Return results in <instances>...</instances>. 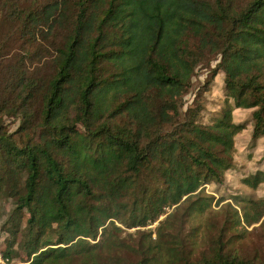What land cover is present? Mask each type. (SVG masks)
Returning a JSON list of instances; mask_svg holds the SVG:
<instances>
[{"label": "trees", "instance_id": "obj_1", "mask_svg": "<svg viewBox=\"0 0 264 264\" xmlns=\"http://www.w3.org/2000/svg\"><path fill=\"white\" fill-rule=\"evenodd\" d=\"M201 69L224 74L209 123L197 100L185 107ZM239 109L263 138L264 0H0L5 264H125L118 223L157 222L130 264H264L224 240L264 229V199L235 197L204 251L198 230L183 235L234 166ZM242 183L257 189L264 172Z\"/></svg>", "mask_w": 264, "mask_h": 264}, {"label": "rangeland", "instance_id": "obj_2", "mask_svg": "<svg viewBox=\"0 0 264 264\" xmlns=\"http://www.w3.org/2000/svg\"><path fill=\"white\" fill-rule=\"evenodd\" d=\"M218 62L215 61L212 63V70L216 69ZM211 69H201L198 71L193 81V87L185 100L186 108L192 106L195 100L198 101L203 109V122L205 123H209L213 119L214 113L221 109L226 98L224 74L218 72L215 76ZM234 119L236 123L244 124L246 127L236 138L234 166L228 172L222 186L210 184L205 188V193L208 197L214 198L211 208L203 216L187 224L186 230L183 233L184 237L188 238L189 232L198 230L196 240L200 246L199 249L203 251L207 248L211 238L214 235H219L224 225H230V221L233 219V213L228 208V204L237 208L235 197H246L254 200L264 199V183L257 189H250L242 183V180L246 176L258 171L264 172V137L257 142L252 140L254 123L251 110H236L234 112ZM148 181L152 185L157 183V179L154 178L153 174H148ZM113 200L116 203L119 200L120 203L123 198L121 196L119 199ZM12 202V199H5L0 205V253L5 249V240L7 238L6 233L2 230V226L6 220V214L12 207ZM123 210H120L121 215H123ZM164 218L162 217L160 220ZM118 224L123 229L121 236L126 244L124 254L120 256L121 263L124 261L125 264H130L139 259V254L136 249L137 246L145 240L153 241L158 238L155 234L159 224L158 222L147 228H141L140 233L137 232L138 229H129L121 223ZM151 232L152 237L150 238L149 234ZM240 233L243 235L242 238H239L238 232L235 230L228 232L224 240L227 241L228 238H231L233 246L238 251L241 250L244 254L251 256L258 254L264 258V229L262 228V224L259 223L252 227H247L246 232ZM178 241L179 239L172 238L170 242ZM188 244H192V242L188 241ZM0 257L2 258L1 254ZM1 261H4L3 258ZM2 262L0 264H3ZM14 264L28 263H23L22 260L16 259Z\"/></svg>", "mask_w": 264, "mask_h": 264}, {"label": "built area", "instance_id": "obj_3", "mask_svg": "<svg viewBox=\"0 0 264 264\" xmlns=\"http://www.w3.org/2000/svg\"><path fill=\"white\" fill-rule=\"evenodd\" d=\"M1 259H2V258L0 257V262H2ZM2 263L4 264V261H3Z\"/></svg>", "mask_w": 264, "mask_h": 264}]
</instances>
